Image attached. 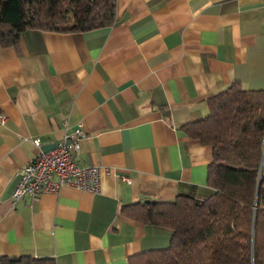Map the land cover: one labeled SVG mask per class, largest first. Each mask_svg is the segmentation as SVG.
<instances>
[{"label": "crops", "instance_id": "crops-1", "mask_svg": "<svg viewBox=\"0 0 264 264\" xmlns=\"http://www.w3.org/2000/svg\"><path fill=\"white\" fill-rule=\"evenodd\" d=\"M234 82L264 90V0H116L111 26L28 29L0 45V256L128 264L169 247L171 229L122 208L215 192L213 146L180 127ZM79 127L75 161L110 171L100 190L15 200L21 168Z\"/></svg>", "mask_w": 264, "mask_h": 264}, {"label": "trees", "instance_id": "trees-1", "mask_svg": "<svg viewBox=\"0 0 264 264\" xmlns=\"http://www.w3.org/2000/svg\"><path fill=\"white\" fill-rule=\"evenodd\" d=\"M116 0H0V45L21 32H84L113 25ZM209 114L180 127L213 146L203 202H136L123 212L143 224L169 228L171 244L129 258L128 264H264V90L234 82L207 98ZM0 264H56L54 258L0 256Z\"/></svg>", "mask_w": 264, "mask_h": 264}, {"label": "built area", "instance_id": "built-area-1", "mask_svg": "<svg viewBox=\"0 0 264 264\" xmlns=\"http://www.w3.org/2000/svg\"><path fill=\"white\" fill-rule=\"evenodd\" d=\"M1 119L5 120L6 116ZM83 134L82 127L75 129L72 134H66L54 149L46 152L41 150L38 156L25 164L20 170L13 198L17 200L27 195L36 197L45 193H58L65 186L97 193L102 175L110 171L102 166H84L75 161L72 150L80 149L79 139ZM33 142L41 146L38 138ZM260 173H264L263 162ZM123 179L130 181L128 177Z\"/></svg>", "mask_w": 264, "mask_h": 264}, {"label": "water", "instance_id": "water-1", "mask_svg": "<svg viewBox=\"0 0 264 264\" xmlns=\"http://www.w3.org/2000/svg\"><path fill=\"white\" fill-rule=\"evenodd\" d=\"M53 147L55 148L56 147V144ZM43 151L46 152V151H49V150L43 148Z\"/></svg>", "mask_w": 264, "mask_h": 264}]
</instances>
